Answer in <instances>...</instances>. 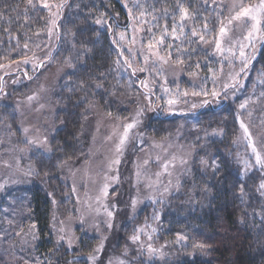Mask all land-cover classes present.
<instances>
[{
	"label": "rangeland",
	"instance_id": "rangeland-1",
	"mask_svg": "<svg viewBox=\"0 0 264 264\" xmlns=\"http://www.w3.org/2000/svg\"><path fill=\"white\" fill-rule=\"evenodd\" d=\"M37 1L43 7L48 5L44 7L49 14L47 45L34 55L0 60V106H4V112L17 117L15 131L9 122L3 121L6 119L0 110V264H42L37 250L38 229L31 221L30 197L24 187L33 182L45 187L44 176L40 175L34 158L52 151L51 138L60 127L56 118L57 91L71 70L61 60L51 57L67 0ZM208 1L224 11L221 27L226 32L221 35L219 29L216 37L208 40L206 57L202 56L198 70L191 75L170 56L174 41L179 42L184 53L191 49L188 29L183 28L180 15L171 9L164 12L154 7L148 18L144 9L140 14L129 11L131 19L127 28L116 31L113 27L122 59L140 78L142 90L121 116L106 113L97 103L93 104L83 129L86 142L83 156L63 166L61 179L66 191L62 200L67 206L65 212L57 214L55 238L58 245L64 244L69 251L79 249L85 240L93 241L94 246L92 253L80 255L84 263L71 264H149L155 259L161 264L167 260L172 264L176 249L187 244L185 232L176 233L172 239L164 222L145 226L144 220L135 219L139 214L150 213L151 204L168 203L174 194H182L185 180H195L197 173L193 169L199 148L206 153L208 168L216 165L205 146L213 136L207 131L200 145H196L187 134L195 125L182 123L183 133L178 130L157 138L148 132L147 125L157 116L194 112L205 100L215 106H236L241 115L240 125L242 121L250 133L249 138L240 126L239 144L246 145L250 152L243 149L238 153L239 158L246 167L255 161L254 165L264 171V166L256 161V153L264 159V110L259 104L264 102V69L251 64L264 45L261 0ZM124 2L126 6L132 3L131 0ZM243 7L254 11L249 16L232 19ZM164 17L171 20L167 47L160 34ZM98 25L101 30L107 28L102 20ZM217 41L220 50H217ZM212 91L219 95L213 97ZM219 98L225 102L218 101ZM246 101V106L240 108ZM256 104L257 122L261 124L251 122ZM134 121L138 123L120 146L125 126ZM133 236L139 239L133 241ZM180 236L186 239L178 241ZM159 238L165 243L158 242ZM101 244L102 249L96 251ZM149 246L153 251H149ZM26 253L28 262L22 260Z\"/></svg>",
	"mask_w": 264,
	"mask_h": 264
},
{
	"label": "trees",
	"instance_id": "trees-1",
	"mask_svg": "<svg viewBox=\"0 0 264 264\" xmlns=\"http://www.w3.org/2000/svg\"><path fill=\"white\" fill-rule=\"evenodd\" d=\"M131 2L126 6L124 0H67V7L63 6L57 44L51 55L71 67L57 91L59 109L56 118L60 127L51 138V153L34 158L40 175L44 176L45 187L34 185V182L24 187L31 202L30 218L38 229L37 250L42 264L84 263L80 255H88L94 250L93 241L87 243L86 240L74 251H69L64 244L58 245L55 222L57 214L65 212L67 206L62 200L66 185L61 179V171L65 163L83 156L86 144L83 129L90 107L97 103L106 113L121 116L142 90L140 78L122 59L114 30L127 28L130 12L140 14L144 9L148 18L150 10L156 7L164 12L171 9L181 18V8L186 9L188 16L181 24L189 32L190 52L184 53V48L174 41L170 56L191 75L198 70L202 56L206 57L204 52L208 48L205 46L210 38L216 37L223 21L224 11L208 0ZM98 20H102L107 28L101 30ZM48 22V9L37 0H32L31 4L28 0H0V60H15L40 52L47 45ZM169 24L171 26V20L164 17L160 26L162 43H166V47L171 38ZM163 52L166 53L165 48ZM258 52L251 64L264 69V45ZM218 101L225 102L223 98ZM210 102L194 112L157 116L148 122V132L157 138L175 134L178 130L182 132V123L195 125L196 128H190L187 134L196 145H200L204 133L210 131L213 139L205 146L216 167L208 168L206 153L199 148L194 161L195 180H185L182 194H174L168 203L151 204L150 213L139 214L135 220H144L145 226L164 222L169 226L172 239L176 233L185 232L187 244L176 249V260L172 264H264V189L260 188L264 183V171L254 165L255 161L252 167H246L239 158L238 153L249 149L239 144L241 115L237 107L215 106ZM259 104L264 110V102ZM0 110L7 120L3 121L9 122L17 131L16 115L4 112V106H0ZM258 118L256 104L251 112V122L261 124L257 122ZM158 242L165 243L160 238ZM197 244L206 247L200 249L195 247ZM22 260L28 262L27 253ZM158 261L155 259L149 264H161ZM169 263V260L165 262Z\"/></svg>",
	"mask_w": 264,
	"mask_h": 264
},
{
	"label": "snow or ice",
	"instance_id": "snow-or-ice-1",
	"mask_svg": "<svg viewBox=\"0 0 264 264\" xmlns=\"http://www.w3.org/2000/svg\"><path fill=\"white\" fill-rule=\"evenodd\" d=\"M28 3L31 4V3H32V0H28ZM61 6H62V5H61ZM44 7H48V5L45 4ZM181 11H182L181 19L183 20L184 18H186V17L188 16V12H187L186 9H183V8H181ZM253 11H254V9L251 8V7H243V8L241 9V11L237 12L236 15H235L232 19H236V20H238V19H240L241 17L249 16V15L252 14ZM259 11H264V0H261V4H260V6H259ZM53 15H55V14H53ZM252 19L255 20L256 17H255V16H252ZM96 22H97V23H100L99 20L96 21ZM55 23H56V21L53 20V21H52V24L55 25ZM229 23H231V20L229 21ZM204 27L206 28L207 25H205ZM225 32H226V29L222 26V27L220 28V33H221V35L225 34ZM173 34H175V29H173ZM193 35H196V32H195V31H193ZM121 38H123V35L121 36ZM161 39H163V38H161ZM200 39L203 40L204 37L201 36ZM150 47H151V46H150ZM216 47H217V50H220V43H219V41H217V43H216ZM161 59H163V58H161ZM185 95H187V93H185ZM193 95H198V93H193ZM204 95H208V93L205 92ZM211 95H212L213 97H216V96L219 95V93H217L216 91H212ZM29 99H31V97H30ZM169 103L171 104V103H173V101H169ZM207 103H208L207 100L203 101V103L201 104V107L204 106V105H206ZM246 104H247V101H246L245 103H242V104L240 105V108H244V107L246 106ZM193 107H196V106L193 105ZM138 115H139V113H138ZM136 123H138V121H134L133 123L127 124V125L125 126V129H124V135L121 137V140H120V146H122V145L124 144L125 140H126L127 137H128V132H129V130L132 129V128L135 126ZM240 126H241V128L244 130L245 135H246V136H249V138H250V133L248 132V128L244 125V123H243L242 121H241V125H240ZM25 131H27V130H25ZM253 152H256L255 146H253ZM256 161H257V163H259V164H261L262 166H264V159L261 158V156H260L259 153H256ZM213 166L216 167L215 164H214ZM260 188H261V189H264V183H261ZM240 191L243 192V188H242V187H241ZM111 215H112V214L109 213V216H111ZM33 227H34V226H33ZM109 227H111V225H109ZM131 239H132L133 241H136V240L139 239V237H138V236H133V237H131ZM183 239H186V238L183 237V236L178 237V241H179V240H183ZM102 247H103V245L101 244L100 246H98V248L96 249V251L101 250ZM195 247H198V248H200V249H204V248L206 247V245H204V244H197ZM149 251H153V249H151V246H149ZM93 259H94V258H93ZM121 264H123V262H121Z\"/></svg>",
	"mask_w": 264,
	"mask_h": 264
},
{
	"label": "water",
	"instance_id": "water-1",
	"mask_svg": "<svg viewBox=\"0 0 264 264\" xmlns=\"http://www.w3.org/2000/svg\"><path fill=\"white\" fill-rule=\"evenodd\" d=\"M42 65V63H40V66Z\"/></svg>",
	"mask_w": 264,
	"mask_h": 264
}]
</instances>
